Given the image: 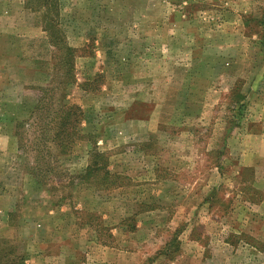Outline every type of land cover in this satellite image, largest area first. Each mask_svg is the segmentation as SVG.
Listing matches in <instances>:
<instances>
[{"label":"rangeland","instance_id":"374dc122","mask_svg":"<svg viewBox=\"0 0 264 264\" xmlns=\"http://www.w3.org/2000/svg\"><path fill=\"white\" fill-rule=\"evenodd\" d=\"M59 9L65 42L79 50L64 102L87 112L83 126L99 123L87 131L100 133L108 169L126 184L98 191L76 180L66 201L91 218L54 212L61 188L32 192L13 155L18 129L3 127L0 195L15 189L0 196V264H264V0H59ZM11 10L0 29L46 24L42 9ZM34 33V60L27 51L17 64L31 96L39 89L28 82L47 83L28 61L47 54ZM83 143L40 158V175L50 163L55 183L72 177Z\"/></svg>","mask_w":264,"mask_h":264},{"label":"trees","instance_id":"16d2710c","mask_svg":"<svg viewBox=\"0 0 264 264\" xmlns=\"http://www.w3.org/2000/svg\"><path fill=\"white\" fill-rule=\"evenodd\" d=\"M32 4L35 5L33 6ZM25 7L32 13H38L41 9L43 10L42 20L46 24L43 23L42 27L46 33L47 42L51 47L53 68L48 81L49 86L39 88V92L34 94L36 95L35 104L28 122L25 124L16 123L14 126L18 129L14 134L18 138L19 150L21 149V154L18 155L20 167L23 171L28 172L37 185L44 188L47 187L46 190L48 192L60 191L61 188L59 196L53 201L55 206L67 205L69 208H72L70 202H67L69 197H71V190L67 192L65 189L68 186L72 187L71 185H75V179L73 177L62 178V176H57V178L61 179L55 183V180H53L55 176L54 167L50 163L53 160H58L60 157L71 155L79 141L85 140L90 144V150L87 155L88 165L84 173L78 176L79 180L82 181L81 183L92 185L97 190H104L122 187L126 184L124 182L126 178L113 174L108 170V158L95 146L93 134L84 133L81 125L86 120L87 115H85L82 108L76 104L67 105L64 102L65 96L63 90L65 86H70L73 83L72 60L75 50L67 46L64 32L59 29V0H27ZM51 9H54L53 16H49L48 13ZM92 83H84L83 86H92ZM237 94L236 90L233 89L232 95L236 98L233 102L234 104L241 101L240 99L237 101ZM242 97L240 96V98ZM28 152L34 153V156H32L33 163H31L32 160L29 158ZM44 157L50 159V163L46 166L47 170H45V174L40 175L41 169L40 166H37L39 164L38 160ZM74 214H85L89 218L93 215L84 210L80 212L75 211ZM90 223L82 222L79 225L91 228L92 225ZM95 229L98 234L102 230H107L106 227L102 226H97Z\"/></svg>","mask_w":264,"mask_h":264},{"label":"crops","instance_id":"0c3cea01","mask_svg":"<svg viewBox=\"0 0 264 264\" xmlns=\"http://www.w3.org/2000/svg\"><path fill=\"white\" fill-rule=\"evenodd\" d=\"M25 4H27V0H0V16H10L13 12V10H11V7H17L21 13L23 14H27L26 12H31L27 7H25ZM19 13V14H21ZM38 26V25H37ZM34 28V29H33ZM30 32V34H27V31H19L17 28H5V29H0V107H10V110L6 111L3 110L1 112L0 109V130L8 125H13L15 126L16 123H27L30 113L32 111V108L35 104V99H36V95H34V93H38L39 91L36 92H32V96L30 91L26 92L25 91V86L28 85L27 84V79H25V77L22 76V71L20 68L17 67V64L22 61H26L27 59H25V55L26 53H28L27 51L30 52V56L28 57L29 59L34 60L33 58V53L37 52V49H35V43L37 42V40H33L35 38V36H33V34L35 35V31H39L40 34H37L40 38H38L41 41L45 40V49L47 51V54L43 56V54H41V60H38L36 62H32L31 60H28L32 63V70H34V68L39 71L40 73H43L46 75V79H47V83H42V84H38L37 82H28L31 83L30 86L34 85H38L37 89L39 88H43V87H47L48 85V81H49V77L50 74L52 72V68H53V60L51 58V47L49 46L48 42H47V37H46V33L43 31V27L39 26L36 29V26L33 27ZM17 33V36H15L14 33ZM13 36H15L17 39L15 40L14 38H12ZM25 36V37H23ZM29 37V38H28ZM32 39V40H31ZM30 45V46H28ZM23 46V47H22ZM28 46V47H27ZM17 47V48H16ZM76 51L77 48H73ZM36 56V55H34ZM14 57V58H13ZM13 58V59H12ZM13 60V61H11ZM7 62H9L7 64ZM34 67V68H33ZM24 71V70H23ZM30 96L28 99L26 98L27 96ZM5 113V114H4ZM85 115H87V112H84ZM81 125V128L83 129L84 133H90L93 134L94 138H95V146L98 148L99 142L100 141H104L103 138H99L100 133L94 132V131H90L87 129H93L94 127L98 126L99 123L97 124H92V122L90 120L87 121V124L85 126ZM4 124V125H3ZM25 128H27V126H25ZM97 128V127H96ZM104 135V137H106V133H102ZM14 137L15 134H14ZM17 138V137H16ZM100 140V141H99ZM17 146L16 149L14 151L13 155H16V163H19L20 166V158H19V154L21 149L19 150V143H18V138H17ZM23 145V144H22ZM90 144L88 143V141H85V143H83V146L85 149V155H88V151L90 150ZM77 148V147H76ZM75 149V148H74ZM98 150H100L98 148ZM103 151V150H100ZM3 154L0 153V157ZM85 165L84 167L79 170L78 172H74L73 174L69 173L70 176H72L75 181L79 180L80 175H82L88 165V156L85 157ZM31 163H33V160L31 161ZM108 165H109V161H108ZM109 170V169H108ZM110 171V170H109ZM111 172V171H110ZM26 173V175L29 177L30 182L29 184L31 185V190L32 192L35 191H41L43 192V194H45V192H47V194L49 193L44 187L37 185L33 178L29 176L28 172H24ZM112 173V172H111ZM114 174V173H113ZM120 175V174H118ZM122 176V175H120ZM124 177V176H123ZM82 184V183H81ZM76 186V185H75ZM88 187H92L95 189L94 186L92 185H87ZM13 185H7L5 186L6 190L2 191L0 196H4L6 194H9V192H12L15 188H13ZM121 187H117L115 189H119ZM7 189H12V191ZM113 188V190H115ZM97 190V189H95ZM104 190H110V189H104ZM99 191V190H98ZM45 196L48 197V195L45 194ZM46 200V199H45ZM53 200V198H52ZM20 201V200H19ZM19 201L18 200H14V202H10L8 209L6 211V220H5V225H12L10 222V218L11 216L13 217L14 214H16V208L19 205ZM47 202H49V200H47ZM52 207L51 210H54V212L58 209L60 210L61 208H65V209H69L71 211H76L75 207L74 208H69V206L67 205H61V206H55L53 204V201H51ZM13 205V206H12ZM10 217V218H9ZM12 221V220H11ZM8 227V226H7Z\"/></svg>","mask_w":264,"mask_h":264}]
</instances>
